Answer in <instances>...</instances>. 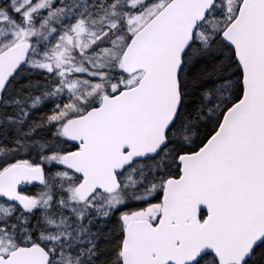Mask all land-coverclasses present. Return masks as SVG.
<instances>
[{
    "label": "snow or ice",
    "instance_id": "obj_1",
    "mask_svg": "<svg viewBox=\"0 0 264 264\" xmlns=\"http://www.w3.org/2000/svg\"><path fill=\"white\" fill-rule=\"evenodd\" d=\"M0 264H264V0H0Z\"/></svg>",
    "mask_w": 264,
    "mask_h": 264
}]
</instances>
